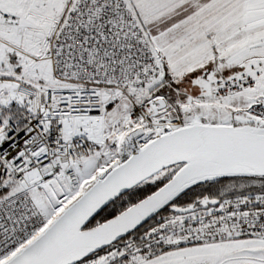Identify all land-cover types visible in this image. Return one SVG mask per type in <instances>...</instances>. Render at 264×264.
<instances>
[{"label": "snow or ice", "instance_id": "obj_1", "mask_svg": "<svg viewBox=\"0 0 264 264\" xmlns=\"http://www.w3.org/2000/svg\"><path fill=\"white\" fill-rule=\"evenodd\" d=\"M0 264H264V0H0Z\"/></svg>", "mask_w": 264, "mask_h": 264}]
</instances>
